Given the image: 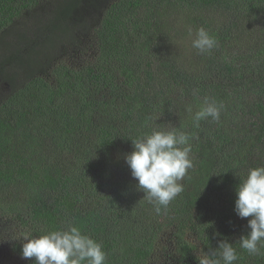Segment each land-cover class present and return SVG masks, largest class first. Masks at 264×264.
<instances>
[{
	"label": "trees",
	"instance_id": "1",
	"mask_svg": "<svg viewBox=\"0 0 264 264\" xmlns=\"http://www.w3.org/2000/svg\"><path fill=\"white\" fill-rule=\"evenodd\" d=\"M201 27L217 41L204 54L192 47ZM205 98L223 104L220 119L197 123ZM172 129L189 136L192 167L157 212L124 157ZM258 167L264 0H0V244L12 225L21 238L72 224L105 264H150L156 250L198 264L222 239L234 264H264V241L254 255L240 247L251 217L234 211ZM20 238L0 264H34Z\"/></svg>",
	"mask_w": 264,
	"mask_h": 264
},
{
	"label": "clouds",
	"instance_id": "2",
	"mask_svg": "<svg viewBox=\"0 0 264 264\" xmlns=\"http://www.w3.org/2000/svg\"><path fill=\"white\" fill-rule=\"evenodd\" d=\"M216 46V39L205 28L196 30L192 47L200 54ZM222 109V103L205 98L193 119L197 123L208 118L219 120ZM188 141L189 136L176 129L153 130L151 134L132 140L133 151L124 157L133 179L138 182V189L155 204L157 212L183 191L180 182L192 167ZM236 197L235 213L242 219L251 217L248 220L250 231L238 242L249 254H257L258 244L264 241V167L251 169L247 178L240 180ZM20 239L24 241L22 258L32 259L34 264H105L107 257L102 245L72 224L42 236L25 235ZM238 259L236 249L227 239H222L216 250H201L196 256L198 264H234Z\"/></svg>",
	"mask_w": 264,
	"mask_h": 264
},
{
	"label": "rangeland",
	"instance_id": "3",
	"mask_svg": "<svg viewBox=\"0 0 264 264\" xmlns=\"http://www.w3.org/2000/svg\"><path fill=\"white\" fill-rule=\"evenodd\" d=\"M20 234H21L20 229L17 228L15 225H12V230H11V233H10V235L12 236V238L11 239H8L9 238L8 237L7 238L8 240L5 239L2 242V244H0V251L2 249L3 250L5 249V252L4 253L6 254V250H9L8 248H9V244L11 243V241L18 240L20 238ZM21 242H24V241L22 240ZM164 244L165 243L162 242L161 245H160V247H162ZM5 254L4 255H0V258L7 259V255L8 254H6V255ZM162 261H163V257H162V255L160 253V250H156L155 256L151 259L150 264H163V263H161Z\"/></svg>",
	"mask_w": 264,
	"mask_h": 264
}]
</instances>
